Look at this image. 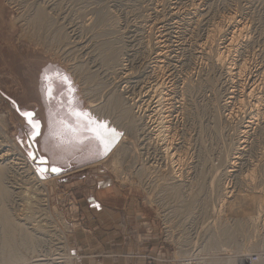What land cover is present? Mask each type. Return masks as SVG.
<instances>
[{
  "label": "rangeland",
  "instance_id": "1",
  "mask_svg": "<svg viewBox=\"0 0 264 264\" xmlns=\"http://www.w3.org/2000/svg\"><path fill=\"white\" fill-rule=\"evenodd\" d=\"M214 28L224 30L218 45L208 42ZM234 32L231 75L209 59ZM46 76L55 80L53 96ZM263 78L264 0H0V151L11 150L6 159L32 172L10 161V195L0 194V264H103L127 255L148 264H263ZM115 87L128 108L125 121L120 106L108 112L104 105ZM252 102L263 115L251 112ZM22 111L34 112L41 128L80 123L71 112L119 133L100 164L120 193L111 202L116 225L89 213L85 181H68L32 158L36 141ZM27 188L43 193L48 213L43 201L23 202ZM17 224L34 236L27 240Z\"/></svg>",
  "mask_w": 264,
  "mask_h": 264
},
{
  "label": "crops",
  "instance_id": "2",
  "mask_svg": "<svg viewBox=\"0 0 264 264\" xmlns=\"http://www.w3.org/2000/svg\"><path fill=\"white\" fill-rule=\"evenodd\" d=\"M68 115L72 121L80 123L70 124L63 121L58 127L41 128V136L37 137L36 143L33 144L35 156L37 159L40 156L46 157L49 163L44 165L54 174L63 178L69 177L68 181H80L79 183L85 181L87 188L84 201L89 206V213L105 214L107 220L102 219L109 228L108 226L112 222L116 225L119 218L117 207L111 202L113 198L119 197L120 193L113 188L114 185L112 186L109 180H106L107 176L102 174L104 172H102L100 164L107 156V151L99 146L98 141L94 139L84 118L71 112ZM53 168H56L57 171H53ZM104 177L106 181H102ZM90 178L93 182L92 187H89ZM89 188L92 189L89 190ZM90 226L93 230V224ZM90 233L92 234V232ZM128 247L131 251L134 249L131 246ZM89 264H96V260L89 259ZM103 264H148V262L145 260L134 261L127 255L120 259L104 260Z\"/></svg>",
  "mask_w": 264,
  "mask_h": 264
},
{
  "label": "bare ground",
  "instance_id": "3",
  "mask_svg": "<svg viewBox=\"0 0 264 264\" xmlns=\"http://www.w3.org/2000/svg\"><path fill=\"white\" fill-rule=\"evenodd\" d=\"M177 3V2H176ZM37 10V9H36ZM38 11V10H37ZM176 12V11H175ZM178 13V12H177ZM189 13V12H188ZM198 13V12H197ZM193 15H195V14H193ZM204 16V15H203ZM195 17V16H194ZM230 17H232V16H230ZM199 19V18H198ZM202 20V19H201ZM179 21V20H178ZM197 21V20H196ZM236 21V20H235ZM167 23V22H166ZM231 23V22H230ZM234 23V22H233ZM176 24V23H175ZM232 24V23H231ZM228 25V24H227ZM235 25V24H234ZM233 27V26H232ZM219 28V27H218ZM223 28H224V26H223ZM242 28L243 27H241V30H239V32H238V34L239 33H242V31L244 32V30H242ZM167 29V28H166ZM215 30H216V28H214ZM225 29V28H224ZM171 30V29H170ZM220 30V29H219ZM217 31L216 30V32H214V34H209V35H212V36H209V38H208V42H210V41H214V45H215V40H216V38L221 34V36H223L222 35V33L224 32V30H223V32H220V31ZM238 31V30H237ZM211 32H212V30H211ZM220 32V33H219ZM218 34V35H217ZM230 34V33H229ZM233 34V33H232ZM238 34H236L235 32H234V35L235 36H233V37H231V39H230V41H228V43L227 44H225L224 45V47L222 48L221 46V48L222 49H218V52H217V54L215 55V54H213V52H212V54L210 53V51H212V49L209 51V53H205L206 55L207 54H210V55H215V56H211V58H213V60L210 58V55H209V60H211V63H213L214 62V65L216 66V68H218V69H220L221 71H223V72H226V73H228L229 74V72L231 73V75H233L234 74V72L235 71H237L236 70V67L235 68H232V67H230V65H229V62L231 63V61H229L228 62V60L229 59H227V55L229 56V54L231 55L232 53L231 52H233L235 49H236V46H235V42H236V38L238 37L237 35ZM243 34V33H242ZM242 34H240V35H242ZM245 34V33H244ZM225 36H226V34H224ZM237 36V37H236ZM216 37V38H215ZM229 37V36H228ZM227 37V38H228ZM245 37V36H244ZM249 37V36H248ZM74 38V37H73ZM166 38V37H165ZM211 38V40L209 41V39ZM219 38V37H218ZM217 38V40H219ZM68 39V38H67ZM70 40V39H69ZM72 40V39H71ZM217 40H216V44H217ZM221 40V39H220ZM227 40V39H226ZM238 40V39H237ZM246 40V39H245ZM248 40V39H247ZM221 41H223V40H221ZM207 42V43H208ZM245 42V41H244ZM75 43V42H74ZM206 43V44H207ZM69 44H71L70 42H69ZM79 44V43H78ZM212 44V43H211ZM210 44V45H211ZM219 44V43H218ZM217 44V45H218ZM224 44V43H223ZM86 45V44H85ZM89 45V44H88ZM213 45V46H214ZM87 46V45H86ZM174 46V45H173ZM223 46V45H222ZM167 47V46H166ZM207 47H208V44H207ZM216 46H214V48H215ZM75 48V47H74ZM203 48V47H202ZM209 48V47H208ZM217 48V47H216ZM206 49V48H205ZM202 50V49H201ZM209 50V49H208ZM214 50V49H213ZM238 50V49H237ZM76 51V50H75ZM204 51V50H203ZM217 50H215L214 51V53L216 52ZM77 52V51H76ZM88 52V51H87ZM75 53V52H74ZM80 55V54H79ZM170 55V54H169ZM109 56V55H108ZM107 56V57H108ZM174 56V55H173ZM233 56V55H232ZM229 58H231V57H229ZM164 60V59H163ZM231 60V59H230ZM235 60V59H234ZM213 61V62H212ZM158 62V61H157ZM157 62H155L156 64H157ZM228 62V63H227ZM90 63V62H89ZM161 63V62H160ZM100 64V63H99ZM207 64V63H206ZM234 64V63H233ZM212 65V64H211ZM235 65V64H234ZM233 65V66H234ZM159 66V65H158ZM161 66V65H160ZM236 66V65H235ZM173 67V66H172ZM214 67V66H213ZM240 67V66H239ZM238 67V68H239ZM160 69V68H159ZM170 70V69H169ZM92 71V70H91ZM90 71V72H91ZM154 71V70H153ZM241 71H243L242 70V67H240L239 68V70H238V73H241ZM233 72V73H232ZM97 73V72H96ZM162 73V72H161ZM102 74V73H101ZM132 75V74H131ZM227 75V74H226ZM160 76V75H159ZM128 77V76H127ZM237 77V76H236ZM231 79V78H230ZM264 79V78H263ZM261 81V80H260ZM263 83V82H262ZM159 84V83H158ZM261 84V83H260ZM164 86V85H163ZM245 86H246V84H245ZM262 86V85H261ZM168 87V86H167ZM254 87V86H253ZM255 88V87H254ZM257 88V87H256ZM115 89H116V87H115ZM154 89V88H153ZM156 89V88H155ZM167 89V88H166ZM164 90V89H163ZM251 90V89H250ZM249 90V91H250ZM253 90H255V89H253ZM252 90V91H253ZM155 92H156V90H155ZM254 92V91H253ZM252 92V93H253ZM111 93V96L105 101L106 103L104 104L106 107L105 108H107L106 110L108 111V109L110 110V111H113L114 109H117L119 106H120V108H121V112H122V114H121V118L123 119L124 118V120L123 121H125V119H126V117H127V113H126V111H127V106H126V103L124 102V100H123V98L121 97V95H120V97H119V94L117 93V89L116 90H114L113 92H110ZM164 93V92H163ZM232 93V92H231ZM255 93V92H254ZM257 93V92H256ZM160 94H162V93H160ZM247 94V93H246ZM245 94V95H246ZM261 94V93H260ZM154 95V94H153ZM166 95V94H165ZM232 95H233V93H232ZM232 95L230 96V97H232ZM235 95V94H234ZM259 95V94H258ZM257 95V97L259 98V96ZM249 96H252V94L249 92V94H248V97ZM255 96V95H254ZM256 97V96H255ZM254 97V98H255ZM147 98V97H146ZM251 98V97H250ZM257 98V99H258ZM261 98V97H260ZM233 99V98H232ZM262 99V98H261ZM92 100H93V98H92ZM251 100H253V99H251ZM160 101H163V100H161L160 98H159V100H158V103L160 104ZM246 101V100H245ZM260 101V100H259ZM259 101H257L256 100V102H258L259 103ZM262 101V100H261ZM238 102H239V100H238ZM242 102V101H241ZM248 102V101H247ZM247 102H246V104H247ZM251 102V101H250ZM249 102V103H250ZM255 102V103H256ZM264 102V101H263ZM91 103V102H90ZM94 103V102H93ZM92 103V104H93ZM97 104H98V102H96ZM253 104H254V102H252ZM251 103V104H252ZM258 103H256V104H252V106H254L253 108H254V111H251V112H253V114L254 113H256V115H257V113H258V116H259V114L261 113L262 114V109L260 110V107L262 106H258L257 104ZM91 104V105H92ZM95 104V103H94ZM92 105L93 107L92 108H94V109H96L97 107H95L96 105ZM243 104H245V102H243ZM250 104V105H251ZM122 105H123V108H124V110H123V108H122ZM226 105V104H225ZM257 105V106H256ZM260 105V104H259ZM160 106V105H159ZM161 106H162V103H161ZM244 106H246V105H244ZM102 107V106H101ZM169 107V106H168ZM242 107V106H241ZM91 108V109H92ZM104 108V107H103ZM104 108V109H105ZM157 108V107H156ZM237 108V107H236ZM251 108V107H250ZM161 109H163V110H166V109H164V107H162V108H160L159 110H161ZM168 109V108H167ZM238 109V108H237ZM243 109V108H242ZM97 110H98V108H97ZM99 110H102L103 111V109H99ZM99 110H98V112H99ZM239 111H240V109H238ZM101 111V113L103 114V112L105 111H103L102 112ZM157 111V110H156ZM170 111V110H169ZM237 111V110H236ZM260 111H262V112H260ZM95 112V111H94ZM106 112V111H105ZM109 112V111H108ZM108 112H106L107 114H109ZM165 112H167V111H165ZM250 112V111H249ZM100 113V114H101ZM105 113V114H106ZM163 113V112H162ZM231 113V112H230ZM101 114V115H102ZM105 114H103L104 115V117H105ZM106 114V116L108 117L109 115H107ZM252 113H251V116H255V115H253ZM101 115H100V117H101ZM102 115V116H103ZM178 115V114H177ZM263 115V114H262ZM162 116V115H161ZM164 116V115H163ZM257 116V117H258ZM257 117H255V118H253L252 117V119H256ZM263 118H264V116H262ZM164 118V117H163ZM261 118V117H260ZM251 119V118H250ZM133 120H135V119H133ZM261 120H263L262 118H261ZM253 121V120H252ZM161 122H163V120L161 121ZM160 122V123H161ZM251 122V121H250ZM262 122V121H261ZM264 122V121H263ZM125 123V122H124ZM159 123V124H160ZM168 123V122H167ZM253 124V123H252ZM126 125V124H125ZM161 125H163L162 123H161ZM250 125H251V123H250ZM157 126H160V125H157ZM167 126H168V124H167ZM261 126H263V125H261ZM155 127V126H154ZM165 127V121H164V125H163V128ZM264 127V126H263ZM263 127H261V128H263ZM130 128H134V132H136V129L135 128H137L136 127V125H135V122L133 121V126L130 124ZM146 128V127H145ZM157 128V127H156ZM160 128H161V126H160ZM169 128V127H168ZM150 129H148V131H149ZM159 130V129H158ZM166 130H168L167 128H166ZM172 130V129H171ZM244 130H246V129H244ZM139 131H141V137H143V138H147V133L148 132H145V129H139ZM147 131V130H146ZM154 131V130H153ZM159 131H161V130H159ZM165 132V131H164ZM245 132V131H244ZM156 133V132H155ZM159 133H161V136H162V131L161 132H159ZM167 133V132H166ZM247 133V132H246ZM1 134V133H0ZM170 134V133H169ZM244 134V133H243ZM149 135H150V132H149ZM156 135H159L160 136V134H156ZM135 136V135H134ZM151 136V135H150ZM168 136V135H167ZM173 136V135H172ZM172 136H171V138H172ZM2 137V136H1ZM117 137V136H116ZM137 137V136H136ZM169 137V136H168ZM168 137H165V138H168ZM124 138V137H123ZM143 138H142V140H143ZM160 138V137H159ZM158 138V139H159ZM170 138V137H169ZM127 139V138H126ZM126 139H125V142H127L126 141ZM148 139H150V138H148ZM163 139V138H162ZM122 140V139H121ZM164 140V139H163ZM172 140H174V139H172ZM137 141L139 142L140 141V139H137ZM160 141V140H159ZM2 142H3V140H2ZM112 142H116L115 141V139L114 140H112ZM125 142H123L122 144H124ZM141 142V141H140ZM161 142V141H160ZM165 142V141H164ZM167 142V141H166ZM173 142V141H172ZM177 143V142H176ZM241 143V142H240ZM127 144H130L129 142L127 143ZM150 144V143H149ZM121 145V144H120ZM162 145H163V142H162ZM165 145V144H164ZM169 145H172V144H169ZM174 145V144H173ZM244 145V144H243ZM1 146V145H0ZM5 146H7V145H5ZM109 146H112L111 145V143H110V145ZM124 146H126V147H124V148H121L122 150H123V152H125V151H128V149L127 150H125L126 148H127V145H126V143H125V145ZM140 146V145H139ZM159 146V145H158ZM2 147V146H1ZM160 147V146H159ZM163 147V146H162ZM165 147L166 146H164V149H165ZM170 147V146H169ZM169 147H168V149H169ZM178 147V146H177ZM130 148V147H129ZM167 149V148H166ZM170 149H171V147H170ZM239 149V148H238ZM237 149V150H238ZM3 151H0V154L2 153V152H4L5 151V154L4 155H0V194H2V193H4L5 195H7L8 197H9V195H10V193H9V191H10V189H8L7 190V188L4 186V179H5V177H6V175L8 174V172H10L9 170H10V165L12 164L13 166L12 167H14L15 165H19V168L20 169H24V171L26 172V173H28V174H32V172H31V168L29 167V165H26L25 163H21V164H18V163H16V162H12L11 160L13 159H10L9 161H8V159H6V157H8V156H14L13 155V153H11L12 151L11 150H5V149H2ZM130 151L132 150V149H129ZM160 150H162V149H160ZM174 150V149H173ZM240 150V149H239ZM242 150V149H241ZM156 151H157V149H156ZM164 151V150H163ZM166 151V150H165ZM168 152H169V150H167ZM175 151H176V149H175ZM129 152V151H128ZM239 152V151H238ZM127 153V152H126ZM175 153V152H174ZM174 153H172V155L174 154ZM170 154L171 153H169V156H170ZM176 154H178L177 152H176ZM129 155V154H128ZM165 155H168V153L167 154H165ZM182 155V154H181ZM126 156V155H125ZM174 156V155H173ZM179 156H180V154H179ZM183 156V155H182ZM3 157L5 158V160L3 159ZM171 157V156H170ZM169 157V158H170ZM168 158V157H167ZM174 158V157H173ZM178 157L176 156V159H177ZM179 159V158H178ZM182 159V157L180 158V160ZM3 160V161H2ZM7 160V161H6ZM16 160V159H15ZM171 160V159H170ZM10 161L12 162L11 164H10ZM172 161H175V159L174 160H172ZM142 162V161H141ZM140 162V163H141ZM143 164L144 163H141V165H142V167H144L143 166ZM230 165H232V167H233V165H234V163H230ZM11 169H13V168H11ZM231 169V168H230ZM18 170V169H17ZM146 169H144L143 170V172L145 171ZM17 172V171H16ZM31 172V173H30ZM145 173V172H144ZM228 173H229V171H228ZM34 174V176L33 177H30V179H36L37 180V178H34V177H38L37 176V174H35V173H33ZM174 174H172V176H173ZM8 177V176H7ZM178 178V177H177ZM39 179V184L43 187V189L41 190V191H43V193H45V191H46V188H45V185L42 183V180L40 179V177L38 178ZM172 179H176V177H172ZM171 179V180H172ZM244 179H246V178H242V180H244ZM6 180V179H5ZM13 180H15V179H13ZM12 180V181H13ZM22 181V180H21ZM32 181H34V180H32ZM176 181V180H175ZM31 182V181H30ZM43 182H44V180H43ZM31 185V184H30ZM38 185V184H37ZM39 185V186H40ZM13 186V185H12ZM26 187V186H25ZM42 187H40V188H42ZM30 188V187H29ZM29 188H27V194L25 195V196H27V197H25L24 195H23V193L22 192H20V193H22V195L24 196V198H23V200H25V201H23V202H25L27 205H29V206H34L32 203L34 202L33 200L35 199L36 201H35V205L38 203L37 202V200L40 202H42L43 204H44V207H45V209H44V211L46 212V213H48L47 211H48V205L47 204H45V202H47V200L46 199H44V198H42V192L41 191H39V190H37V191H39V193L38 192H32V193H30V194H32L33 196H31L30 194H29V191H30V189ZM33 188H34V186H33ZM32 188V189H33ZM228 188V187H227ZM20 189V188H19ZM26 189V188H25ZM36 189V188H35ZM34 189V190H35ZM38 189H39V187H38ZM225 189V188H224ZM22 190V189H21ZM20 190V191H21ZM34 190H31V191H34ZM36 191V190H35ZM221 191V190H220ZM261 191V190H260ZM263 191H264V188H263ZM213 192V191H212ZM256 192V191H255ZM254 192V193H255ZM227 193H229V192H227ZM261 193V192H260ZM259 193V194H260ZM19 194V193H18ZM46 194V193H45ZM44 194V195H45ZM225 194V193H224ZM223 194V195H224ZM263 194V193H262ZM254 195V194H253ZM12 196V195H11ZM18 196V195H17ZM22 196V197H23ZM225 196H226V194H225ZM254 196H256V195H254ZM259 196V195H258ZM45 197V196H44ZM227 198H228V196H226ZM225 197V198H226ZM226 198V199H227ZM230 198V197H229ZM253 198V197H252ZM257 199V198H256ZM224 201V200H223ZM257 201V200H256ZM37 202V203H36ZM40 202V203H41ZM41 203V204H42ZM18 206V205H17ZM23 206H25L24 204H23ZM37 206V205H36ZM41 207H42V205H41ZM256 207V206H255ZM25 208H26V206H25ZM24 208V209H25ZM28 208V207H27ZM30 208V207H29ZM257 208V207H256ZM260 208V210H261V207H259ZM259 210V209H258ZM259 210V211H260ZM21 211H23V210H21ZM43 211V210H42ZM254 211V210H253ZM26 213V212H25ZM251 213H253V212H251ZM27 214V213H26ZM258 214V213H257ZM25 215V214H24ZM259 215V214H258ZM252 216L254 217V215L252 214ZM252 217V218H253ZM25 219H27L26 218V216L24 217ZM32 218V217H31ZM29 219H30V217H29ZM40 219V218H39ZM45 219H47V218H45ZM250 219H251V217H250ZM257 219V218H256ZM32 220V219H31ZM49 220H50V218H49ZM42 221V220H41ZM252 221H254V218H253V220ZM252 221H251V224H252ZM35 222V221H34ZM4 224L6 225V227H9L10 226V224H11V222L9 221V219L8 218H5L4 219ZM46 225V224H45ZM34 226V229H36V228H38L39 226H37V225H33ZM48 226V225H47ZM15 227H16V229H20L22 232H24L25 233V235H26V239L27 240H29V238H32V236H34V235H32L31 234V231H30V233L27 231V230H25L23 227H24V224L22 225V224H17V225H15ZM45 228V227H44ZM27 229V228H26ZM39 229H41V228H39ZM7 237V236H6ZM11 237H13V236H11ZM40 238V237H39ZM229 237H225V238H223L224 240L226 239H228ZM33 239H34V237H33ZM38 240V239H37ZM225 240V241H226ZM57 241V240H56ZM61 241V240H60ZM228 242L229 241H231V240H227ZM64 243V242H63ZM5 244H7V242L5 241ZM54 244V243H53ZM61 244H62V242H61ZM8 245V244H7ZM54 248V247H53ZM62 248H64V246H62ZM7 249V248H6ZM225 249V248H224ZM56 253V252H55ZM54 255V254H53ZM46 256V255H45ZM51 256V255H50ZM52 257V256H51ZM262 257V256H261ZM35 258V257H34ZM37 258H39L38 256H37ZM44 258H46V257H44ZM62 258V257H61ZM60 258V259H61ZM43 259V258H42ZM54 259V258H53ZM47 259H45V261H46ZM64 261V260H63ZM36 262V261H35ZM51 262V261H50ZM62 262V261H61ZM61 262H59V263H61ZM259 262V261H258ZM39 263V262H38ZM45 263V262H44ZM52 263H53V261H52ZM51 263V264H52ZM56 262H54V264H55ZM255 263V262H254ZM43 264V263H42ZM46 264V263H45ZM264 264V263H263Z\"/></svg>",
  "mask_w": 264,
  "mask_h": 264
},
{
  "label": "snow or ice",
  "instance_id": "4",
  "mask_svg": "<svg viewBox=\"0 0 264 264\" xmlns=\"http://www.w3.org/2000/svg\"><path fill=\"white\" fill-rule=\"evenodd\" d=\"M56 75L59 76L58 73ZM61 79L62 81H67L68 78L65 76ZM46 80L48 81V87L45 91L49 96H53V84L55 83V80L47 76ZM21 115L25 118L27 125L29 126L31 138L35 141L37 137L41 136L40 119L37 118L36 114L32 111H22ZM79 115L84 116L85 114L80 113ZM86 119L89 125V130L92 132L94 139L98 141L99 146L103 147L104 150L107 151L108 145H110L112 140H114L119 133H117L115 129L108 128L106 123L95 121L90 114H87ZM30 155L33 159H37L34 154L30 153ZM38 159L42 165L49 163L48 159L44 156H40ZM52 170L57 171L56 168H53Z\"/></svg>",
  "mask_w": 264,
  "mask_h": 264
}]
</instances>
